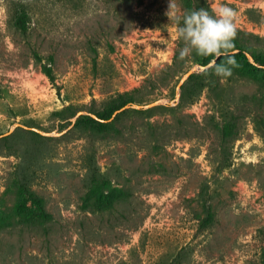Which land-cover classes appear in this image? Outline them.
<instances>
[{"label": "rangeland", "instance_id": "rangeland-1", "mask_svg": "<svg viewBox=\"0 0 264 264\" xmlns=\"http://www.w3.org/2000/svg\"><path fill=\"white\" fill-rule=\"evenodd\" d=\"M221 3L264 47V0L195 9ZM176 4L177 17L189 11ZM20 7L25 34L13 26ZM168 9L0 0V264H264V68L236 61L223 78L204 72L224 56L179 59ZM131 93L160 103L103 128L77 121Z\"/></svg>", "mask_w": 264, "mask_h": 264}, {"label": "clouds", "instance_id": "clouds-1", "mask_svg": "<svg viewBox=\"0 0 264 264\" xmlns=\"http://www.w3.org/2000/svg\"><path fill=\"white\" fill-rule=\"evenodd\" d=\"M167 15L176 23V36L183 42L179 59L184 60L195 53L200 57L224 56L225 62L211 67L217 76L227 78L237 66L234 58V41L237 34L236 10L226 4H218L212 12L208 9H191L177 17L176 0H169Z\"/></svg>", "mask_w": 264, "mask_h": 264}, {"label": "trees", "instance_id": "trees-1", "mask_svg": "<svg viewBox=\"0 0 264 264\" xmlns=\"http://www.w3.org/2000/svg\"><path fill=\"white\" fill-rule=\"evenodd\" d=\"M188 3V8L189 10L191 9H195V5L197 3V0H186ZM205 9H208L207 7H205ZM209 10V9H208ZM27 23H28V13L26 11V9L24 7H20L17 9V11L14 14L13 17V26L14 28L19 31L22 34H25L27 32ZM258 37H256L257 39ZM247 39L240 33L236 34L235 37V47L233 49V52L235 53L234 58L237 59L236 61L242 65L244 68H250V67H254L253 64L259 66V67H263L264 68V47H258L256 45H249L247 43ZM36 58L38 59V62H41V58L38 57V55H35ZM248 56H250L252 58V62L249 60ZM212 61H210V66L208 69L205 70L204 73H209L211 71V69H213L211 67L212 65ZM53 62V58L50 56L48 58V65L43 64L42 65V70L43 72L46 74V76H48L51 80H53V75H52V70H51V64ZM215 63H217L216 59H215ZM203 69L205 68V64H203ZM193 78H195V75H191L188 79V81L192 80ZM206 86V85H205ZM182 89H184V85L181 87ZM134 103V96L131 94H125V95H120L117 101H113L112 103H110V106H108L104 112L102 113H94V112H90L87 113L85 115H81L77 121H87L89 123V125L95 127V128H103V127H107V126H111L113 122L111 121V117L112 115L116 112L119 111L121 108L125 107L126 105L129 104H133ZM66 109L72 111L71 116H74L76 114V110L73 107H66ZM135 109V108H134ZM136 112H138V109L135 110ZM140 112V111H139ZM94 115L95 117L91 116ZM119 115L116 116V118ZM115 118V119H116ZM109 122V123H108ZM36 136H40L39 133L35 132L33 133ZM9 136H1V138L6 139ZM29 196L32 198V200H34V203L37 205V208L39 210L38 215L39 216H43L44 215V211L42 209L41 203L35 199V196L33 194H29ZM99 204V203H98Z\"/></svg>", "mask_w": 264, "mask_h": 264}, {"label": "water", "instance_id": "water-1", "mask_svg": "<svg viewBox=\"0 0 264 264\" xmlns=\"http://www.w3.org/2000/svg\"><path fill=\"white\" fill-rule=\"evenodd\" d=\"M248 58H249V60L252 62V58L250 57V56H248ZM213 61H215V59L213 60ZM213 61H212V63H213ZM201 69H203V67H201ZM195 71V68H192L188 73H186L185 75H184V77L182 78V80L180 81V83L177 85V90H179V88H180V86H181V84H182V82L191 74V73H193ZM158 103H160V101H158V102H154V103H151V104H148V105H138V104H129V105H126L125 107H123V108H121L119 111H122V110H124V109H127V108H135V109H142V108H149V107H152V106H154V105H157ZM119 111H116L113 115H112V117H111V119L119 112ZM81 114H87V113H85V112H79V113H77V115L76 116H79V115H81ZM91 116L92 117H95L94 115H92L91 114ZM32 129V128H31ZM33 131H36V132H38V133H40V134H44L45 135V133H42L41 131H38V130H36V129H32ZM9 134V132L8 133H6V134H4V135H2V136H6V135H8Z\"/></svg>", "mask_w": 264, "mask_h": 264}]
</instances>
